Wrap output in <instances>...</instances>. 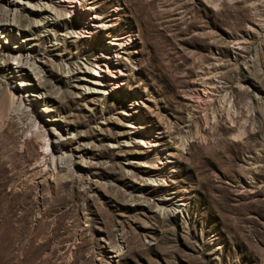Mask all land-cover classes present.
I'll return each mask as SVG.
<instances>
[{"label":"rangeland","instance_id":"374dc122","mask_svg":"<svg viewBox=\"0 0 264 264\" xmlns=\"http://www.w3.org/2000/svg\"><path fill=\"white\" fill-rule=\"evenodd\" d=\"M14 10L0 264H264V0Z\"/></svg>","mask_w":264,"mask_h":264},{"label":"bare ground","instance_id":"6f19581e","mask_svg":"<svg viewBox=\"0 0 264 264\" xmlns=\"http://www.w3.org/2000/svg\"><path fill=\"white\" fill-rule=\"evenodd\" d=\"M14 3V2H13ZM44 10V9H43ZM42 10V14H45V12ZM17 12L18 11H16L15 12V10H14V12L12 13V18H11V21L9 22V27L8 28H6V26L5 25H3V28L1 27L0 28V31H5L6 33H7V35L9 34V31H11L10 30V28H11V25L14 23L15 24V22L17 21V19H18V17H19V14H17ZM49 17V16H48ZM13 22V23H12ZM5 23V22H4ZM8 26V25H7ZM27 56V55H26ZM29 58L28 57H25V59L23 58V60H22V62H19V63H17V67H16V69H18V71H20L22 74L21 75H24V74H26L25 73V68L26 67H29L35 74H36V69H35V67L32 65V64H28L29 62ZM27 70V69H26ZM39 73V72H38ZM69 73H73L72 71L71 72H69ZM73 75V74H72ZM95 84V83H94ZM14 98H13V100H12V103H14ZM16 103H18V100L16 101ZM7 102L6 101H2V105H3V108L5 109L6 108V106H7ZM20 104H21V100L19 101V104L18 105H16L15 104V106H14V110L15 109H17V110H19V109H21L20 108ZM23 106V105H22ZM22 110V109H21ZM52 159H53V157H52ZM61 163H62V161L60 160V161H57L56 162V165H57V167H59L60 165H61ZM1 199H6V196L4 195V196H2L1 197ZM3 200H0V215H4V216H8V204L7 203H5ZM1 204H4L5 205V207H3ZM7 207V208H6ZM21 219V218H20ZM27 233H29V231L27 232Z\"/></svg>","mask_w":264,"mask_h":264}]
</instances>
